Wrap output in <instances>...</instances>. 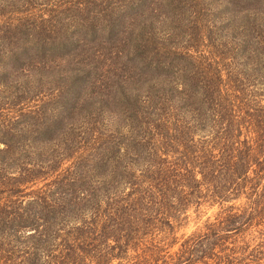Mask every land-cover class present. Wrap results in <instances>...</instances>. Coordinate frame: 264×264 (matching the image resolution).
<instances>
[{
  "label": "trees",
  "instance_id": "1",
  "mask_svg": "<svg viewBox=\"0 0 264 264\" xmlns=\"http://www.w3.org/2000/svg\"><path fill=\"white\" fill-rule=\"evenodd\" d=\"M103 1L0 0V264H264V0Z\"/></svg>",
  "mask_w": 264,
  "mask_h": 264
},
{
  "label": "rangeland",
  "instance_id": "2",
  "mask_svg": "<svg viewBox=\"0 0 264 264\" xmlns=\"http://www.w3.org/2000/svg\"><path fill=\"white\" fill-rule=\"evenodd\" d=\"M116 1L117 0H105L106 4H104V1H103V3H101L97 9V12H100V11L104 12V14H106L104 16L118 23V25H116L114 28V37H111L113 42H116V40H118L121 37V34H125L126 32L125 29L128 26L134 28V26H136V23L139 19H142L141 21V24H142L144 21V17L147 16L148 13L150 12V10H147L146 8H148L151 2H153V0H144L143 7H139L137 6L136 0H129L128 2H125L126 7H124V5L123 6L120 5V3L122 2H118V1L116 2ZM165 10H167V8H165ZM94 13H92L89 16H94L95 21L97 18H100L103 16V15L95 16ZM96 23L97 25H100L101 22L96 21ZM107 102L111 103L109 108H112L111 106L112 102L109 100ZM113 118L115 119V123H112ZM104 119H105L104 122L107 124L117 125V118L115 114L113 113L105 114ZM217 210H218V206L214 205L212 207L203 206L202 208H200L198 212L191 211L189 218L183 221V223L178 228L177 232H174V236H176L178 239H181L180 238L181 236H184V235L187 236L191 234L192 231L195 230L197 227H200L207 218L212 219ZM171 240L173 239L167 238L161 242V244L163 243V247H165V250L168 252L175 251L179 246V242H178V243H175L173 246L171 245L169 247H166L167 245L166 242L168 243ZM154 244H158L157 240L154 241ZM146 245H150L149 242L146 243Z\"/></svg>",
  "mask_w": 264,
  "mask_h": 264
}]
</instances>
